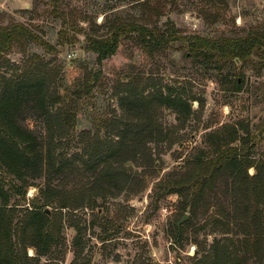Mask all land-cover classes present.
<instances>
[{"label": "rangeland", "instance_id": "374dc122", "mask_svg": "<svg viewBox=\"0 0 264 264\" xmlns=\"http://www.w3.org/2000/svg\"><path fill=\"white\" fill-rule=\"evenodd\" d=\"M57 8L61 15L53 12ZM119 19L162 29L171 20L183 35L245 36L264 28V0H0V25L26 23L56 48L48 51L30 44L24 52L16 45L0 65L7 61L21 64L28 55L37 53L60 70L58 85L62 88L90 73L96 83L90 96L80 100L76 128L65 141L64 150L68 156H76V169L80 168L81 174L58 185L64 194L81 188L76 192L80 198L67 208H61L59 201L45 206L58 221L61 241L43 255L28 246L29 264H195L200 257L197 251L208 249L224 234L220 228L213 231L212 213L204 215L202 206L196 214L190 207L184 208L182 197L165 190L161 180L200 153H210L211 142L226 136L228 126L236 124L242 128L240 134L249 133L250 157L264 155V68L256 56L218 69L215 64L195 62L186 55L187 48L178 51L169 47L152 55L133 36L123 38L116 54L99 63L97 54L85 49L86 34H106ZM67 38L70 42L63 45ZM236 78L241 81L239 91L233 83ZM131 80H136L134 87L142 100L158 94L160 86L164 93L168 87L185 91V97H195L190 98L192 112L185 116L154 103L148 112L162 134L156 137L158 144L148 146L158 159V167L127 160L120 166L117 183L94 195L87 191L91 184L86 178L91 175L81 172L80 155L92 138L118 139L107 136L106 129L111 119L125 111L121 100ZM26 124L35 130L42 127L33 119ZM124 171L128 174H122ZM249 172L254 174L255 169ZM128 175L132 179L126 182ZM79 180L84 181L83 186ZM43 188V178L33 181L25 200L19 201L21 206L32 208L33 201L43 202ZM212 189L208 190V200L221 199L223 182ZM186 213L188 219L178 226ZM248 264L258 263L251 260Z\"/></svg>", "mask_w": 264, "mask_h": 264}, {"label": "trees", "instance_id": "16d2710c", "mask_svg": "<svg viewBox=\"0 0 264 264\" xmlns=\"http://www.w3.org/2000/svg\"><path fill=\"white\" fill-rule=\"evenodd\" d=\"M53 12L61 15L58 8ZM166 24L167 28L162 29L138 20L119 19L106 34L87 32L85 49L96 53L97 61L102 63L116 54L123 38L134 36L152 55L169 47L178 51L187 48L186 55L195 62L205 66L215 64L218 69L235 60L245 62L256 56L264 68V28L245 36L211 38L183 35L171 20ZM68 42L69 38L62 44ZM30 44L43 46L48 51L56 49L26 23L0 25V53L3 54L0 62L6 61L4 55L14 46H20L25 52ZM7 62L0 65V263L29 264L28 246L43 255L61 241L56 228L58 221L45 211V206L59 201L61 208H67L80 198L76 192L81 188L75 187L64 194L58 185L62 186L69 177L79 176L81 169H76V156H68L65 141L76 128L80 100L90 96L96 83L91 81L90 73L87 78H78L71 86L62 88L58 85L60 70L37 53L28 55L21 64ZM233 83L239 91V78ZM134 84L136 80L126 84L128 90L121 100L125 111L122 116L111 119L110 128L106 129L107 136L118 139L92 138L80 155L81 172L91 175L86 178L91 184L87 191L94 195L117 183L120 166L127 160H142L150 168L158 167V159L153 157L148 145L158 144L162 133L151 120L148 112L151 106L171 107L185 116L192 112L190 98L195 97H185V91L168 87L164 93L160 86L158 94L142 100ZM30 119L41 122V129L30 128L26 124ZM228 127L226 136L211 142L210 153L202 152L191 162L188 160L174 169L161 180V185L168 192L180 195L183 207H190L193 213L200 206L204 215L212 213L213 231L220 228L224 234L215 238L208 249L201 247L197 251L200 257L195 264H248L251 260L264 264V155L251 158L249 133L240 134L242 128L237 124ZM129 153L132 156H127ZM250 168L255 169L254 174H250ZM40 178L45 181V188L41 190L43 202L33 201L32 208L22 207L19 201L25 200L27 187ZM8 179L9 188L6 187ZM131 179L128 175L126 182ZM220 181L223 182L222 198L208 200V190H213ZM78 184L83 186L84 181L79 180ZM19 195V199L13 200Z\"/></svg>", "mask_w": 264, "mask_h": 264}, {"label": "water", "instance_id": "95a60500", "mask_svg": "<svg viewBox=\"0 0 264 264\" xmlns=\"http://www.w3.org/2000/svg\"><path fill=\"white\" fill-rule=\"evenodd\" d=\"M45 211L49 213V208H46ZM188 217H189V214L188 213L184 214V216L177 222V225L180 226V224L183 221H185L186 219H188Z\"/></svg>", "mask_w": 264, "mask_h": 264}]
</instances>
